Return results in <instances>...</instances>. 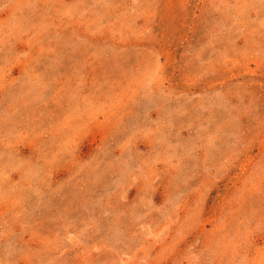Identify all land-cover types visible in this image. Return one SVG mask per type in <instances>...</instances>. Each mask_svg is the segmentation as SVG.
<instances>
[{"label": "rangeland", "instance_id": "rangeland-1", "mask_svg": "<svg viewBox=\"0 0 264 264\" xmlns=\"http://www.w3.org/2000/svg\"><path fill=\"white\" fill-rule=\"evenodd\" d=\"M0 264H264V0H0Z\"/></svg>", "mask_w": 264, "mask_h": 264}]
</instances>
